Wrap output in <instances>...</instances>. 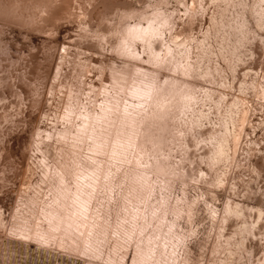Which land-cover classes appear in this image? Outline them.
I'll list each match as a JSON object with an SVG mask.
<instances>
[{"label":"rangeland","instance_id":"rangeland-1","mask_svg":"<svg viewBox=\"0 0 264 264\" xmlns=\"http://www.w3.org/2000/svg\"><path fill=\"white\" fill-rule=\"evenodd\" d=\"M0 264H264V0H0Z\"/></svg>","mask_w":264,"mask_h":264},{"label":"bare ground","instance_id":"bare-ground-1","mask_svg":"<svg viewBox=\"0 0 264 264\" xmlns=\"http://www.w3.org/2000/svg\"><path fill=\"white\" fill-rule=\"evenodd\" d=\"M81 208V207H80Z\"/></svg>","mask_w":264,"mask_h":264}]
</instances>
